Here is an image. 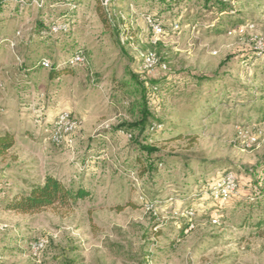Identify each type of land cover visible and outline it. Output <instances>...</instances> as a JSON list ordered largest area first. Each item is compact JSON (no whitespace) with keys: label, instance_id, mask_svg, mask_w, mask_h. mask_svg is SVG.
<instances>
[{"label":"rangeland","instance_id":"rangeland-1","mask_svg":"<svg viewBox=\"0 0 264 264\" xmlns=\"http://www.w3.org/2000/svg\"><path fill=\"white\" fill-rule=\"evenodd\" d=\"M164 2L111 0L117 28L105 26L97 0L2 5L0 135L15 145L0 157V264H264V0H225L223 12L204 0ZM37 21L69 26L48 38ZM76 52L85 59L71 75L52 80L41 64ZM143 94L160 124L138 140L157 144L163 160L144 176L138 131L116 128L139 119ZM63 113L75 128L55 141ZM226 173L236 188L224 200ZM47 175L90 196L69 211L4 209ZM41 237L49 244L34 254Z\"/></svg>","mask_w":264,"mask_h":264},{"label":"trees","instance_id":"trees-1","mask_svg":"<svg viewBox=\"0 0 264 264\" xmlns=\"http://www.w3.org/2000/svg\"><path fill=\"white\" fill-rule=\"evenodd\" d=\"M10 0H0V10L4 3ZM25 4H32L35 0H23ZM41 1V0H40ZM102 7L99 11V15L102 18L105 26H110L112 24L113 28H117V25L111 23V15L108 10V5L105 6L101 0H97ZM162 1V0H160ZM165 1V2H164ZM176 0H163L164 3L168 2L169 4L165 5L168 9L169 5H173ZM205 4H212L214 7L218 8L221 12L223 11H231L232 7L230 3H226L225 0H204ZM18 3H22V0H18ZM166 10V9H164ZM121 23H125L122 17H119ZM42 26L41 21H37L36 29L37 32L43 37L46 36L50 38L52 36L51 29L44 28ZM124 35L131 36L127 31H123ZM118 34H121L118 33ZM73 65L69 63L59 64L55 62L52 64L50 68V78L57 79L64 75H71L73 73ZM134 81L142 86V90L145 87L144 84L146 79H140L139 75L131 74ZM207 80V79H203ZM151 86L158 88L159 80H149ZM143 93V91H142ZM141 98L144 99V103L141 109V115L138 120L134 123L122 122L116 128L124 129L127 132H131V137H134V131H138L137 137L133 140L134 145L138 151L139 155L136 157L137 165L140 168L141 175L152 174L154 170L157 168V165L162 163L163 160L156 159L155 154L160 153V149L157 144L146 142H141L138 140V136L146 134L150 136L152 126H156L158 123L152 121L153 117L149 112L146 96L143 94ZM160 124V123H159ZM155 128V127H154ZM147 132V133H145ZM178 138H182L183 135H178ZM152 140V138L150 137ZM192 140H195L194 138ZM15 138L11 133H4L0 135V157H4L8 154V152L14 147ZM227 175V173H226ZM90 196V192L84 187H78L74 189L71 186L66 185L61 179L55 177L54 175H47L42 183H31L26 189H20L13 191L11 195H9L4 204V209L6 211H12L22 214H36L41 213L48 209H57L61 210H72L74 209L79 200H82L86 197ZM126 206L136 207L137 205L133 202H129ZM119 210L123 208V206L118 207ZM190 208V207H189ZM264 221V219H263Z\"/></svg>","mask_w":264,"mask_h":264},{"label":"built area","instance_id":"built-area-1","mask_svg":"<svg viewBox=\"0 0 264 264\" xmlns=\"http://www.w3.org/2000/svg\"><path fill=\"white\" fill-rule=\"evenodd\" d=\"M102 3L107 6L111 0H101ZM23 3H25L22 0ZM148 26L152 30V32L155 35H158L162 32V26L154 17H148L147 19ZM69 24L66 23L65 21H57L54 22L52 27H51V32H61L62 30H67ZM84 55L82 52H76L74 53L69 61L70 65L77 66L80 65L84 62ZM143 61L145 64V67L147 68H153L156 65V57L152 53H148L143 55ZM41 64L45 67L50 69L52 67L51 61L48 59H43ZM57 126V133L55 134V141H58L59 138L61 137L62 134H69L71 131L75 128V123L71 119V116L68 113H63L57 120L56 122ZM249 145L255 144L257 142V139L255 137H249ZM219 196L227 200L230 198L232 192L236 188V179L235 176L232 173H228L224 178H223V184L219 183ZM194 214V211L192 208L187 209L186 215L191 216ZM49 244V239L46 237H41L37 240H35L33 243H31V249L34 254H38L44 250V248Z\"/></svg>","mask_w":264,"mask_h":264}]
</instances>
